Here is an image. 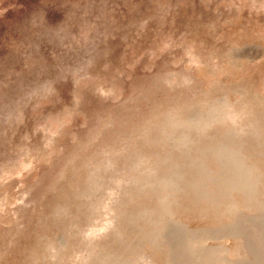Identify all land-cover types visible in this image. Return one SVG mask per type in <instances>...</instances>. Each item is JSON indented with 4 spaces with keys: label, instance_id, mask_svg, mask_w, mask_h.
I'll use <instances>...</instances> for the list:
<instances>
[{
    "label": "rangeland",
    "instance_id": "1",
    "mask_svg": "<svg viewBox=\"0 0 264 264\" xmlns=\"http://www.w3.org/2000/svg\"><path fill=\"white\" fill-rule=\"evenodd\" d=\"M0 264H264V0H0Z\"/></svg>",
    "mask_w": 264,
    "mask_h": 264
}]
</instances>
